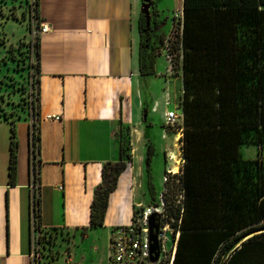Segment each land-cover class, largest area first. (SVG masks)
Listing matches in <instances>:
<instances>
[{"label": "crops", "instance_id": "obj_1", "mask_svg": "<svg viewBox=\"0 0 264 264\" xmlns=\"http://www.w3.org/2000/svg\"><path fill=\"white\" fill-rule=\"evenodd\" d=\"M144 3L39 0V15L51 29L39 41L41 224L45 231L58 233L56 264H109L113 229L129 225L135 208L150 205L156 198L154 185L152 190L148 187L145 162L150 145L144 128L152 117L159 116L164 122L165 113L173 111L169 109L173 104L169 85H174L181 109L183 80L181 73H170L172 66L163 47L157 75L151 77L163 79L167 88L160 100L145 102L142 84L147 77L139 71V20ZM153 8L157 10L155 2ZM156 12L159 24L154 32L167 40L172 30L162 31L163 22ZM178 16L183 19V4L172 29ZM48 115L62 119L46 120ZM15 130L14 183L9 179L11 128L0 135V264H31L30 124L18 121ZM137 143L146 145L137 147ZM109 163L122 164L125 169L110 195L104 225L95 228L92 203ZM166 163V170L174 165Z\"/></svg>", "mask_w": 264, "mask_h": 264}, {"label": "trees", "instance_id": "obj_2", "mask_svg": "<svg viewBox=\"0 0 264 264\" xmlns=\"http://www.w3.org/2000/svg\"><path fill=\"white\" fill-rule=\"evenodd\" d=\"M33 6L38 16L39 0H28L26 8L31 65L28 113L20 119H0L11 124V183L17 175L15 123L40 118L39 43L35 72L31 64ZM154 14L150 21L145 14L139 20V71L143 77L157 75L166 42L154 32L159 24ZM181 25L169 49L173 69L180 70L183 80L180 108L185 162L182 174L176 177L186 192L174 264H264V159L260 152L256 159H244L241 153L247 143L264 145V0H184ZM121 147L125 152L124 140ZM153 154L149 146V190L153 189ZM124 169L122 164L104 166L103 183L92 203L93 227L104 225L110 195ZM36 204L41 219L40 193ZM44 232L45 248L51 251L58 233Z\"/></svg>", "mask_w": 264, "mask_h": 264}, {"label": "rangeland", "instance_id": "obj_3", "mask_svg": "<svg viewBox=\"0 0 264 264\" xmlns=\"http://www.w3.org/2000/svg\"><path fill=\"white\" fill-rule=\"evenodd\" d=\"M150 9V17H154V13H159V20L163 22L162 31L168 34L171 33L166 40L164 47L167 49L168 59L170 46L173 45V41L181 31L182 20L175 19V27L172 29V23L174 16L181 9L182 0H154L157 5V10H154V4ZM28 0H0V119H20L27 116L28 107V83L30 81V60L27 52V41L30 38L28 32L26 8ZM158 40V37H157ZM169 40V42H168ZM171 42V43H170ZM163 59H161L162 61ZM160 61V60H159ZM171 63V72L173 75L180 74L179 69H173V63ZM165 70H163L164 72ZM177 78V76H175ZM170 86V85H169ZM173 97L172 106L169 109L175 111L178 116H182V110L177 105V96L174 97V85H171ZM164 80L156 77H147L142 84V93L145 102H152L151 99L160 100L166 89ZM179 97V93H178ZM180 105V102H179ZM154 123L150 125V123ZM7 124V125H6ZM11 124L6 122L0 123V135H3L6 130L10 132ZM181 128L182 131L176 130ZM147 132L146 141L147 144L153 147L154 154L150 162V172L152 175V183L155 187L156 198L159 196L163 189V176L166 170L167 162L174 163L171 159V154L175 155L177 159L183 156L182 146L180 150V144H182V138L184 136L183 126L179 122L175 127L167 126L164 122H161L159 116L152 117V120H148V124L145 126ZM171 133L170 135L167 133ZM137 138V137H136ZM135 138V139H136ZM137 147H142L145 144L137 143ZM257 146L255 144L247 143L242 146L241 153L244 159H256L259 152L264 159V145ZM148 149V148H147ZM144 152L146 153V150ZM170 149L165 157V150ZM166 158V160H165ZM147 159V158H146ZM147 164V160L145 162ZM175 165V163H174ZM174 165H171V169H174ZM178 173H181L180 166ZM147 180L149 175L147 174ZM148 193V201L152 200L151 192Z\"/></svg>", "mask_w": 264, "mask_h": 264}, {"label": "built area", "instance_id": "obj_4", "mask_svg": "<svg viewBox=\"0 0 264 264\" xmlns=\"http://www.w3.org/2000/svg\"><path fill=\"white\" fill-rule=\"evenodd\" d=\"M35 0H32L34 2ZM33 41L31 64L34 65L33 72L38 64L37 44L41 36L48 34L50 26L44 22L40 15L37 16L35 6L32 10ZM170 62L171 57H169ZM35 74V73H34ZM37 76L32 80H36ZM46 120L60 121V115H48ZM182 116L175 112H166L164 123L167 126L175 127L179 122L182 124ZM30 142H31V264H56L55 244L51 251L45 248L41 219L39 217L36 198L40 193V184L37 175L40 166L38 149V131L40 118L35 116L30 119ZM176 130L182 131L181 128ZM182 144H180L181 150ZM182 152V150H181ZM180 168L184 165V158L180 156ZM182 173H175L174 169L167 168L163 178L164 189L150 205H139L135 208L132 222L127 226H120L113 229L110 238L109 264H174L181 231L183 217L186 211V192L182 182L176 176ZM155 216L157 230L158 260L152 261L150 241V219ZM68 261V260H67Z\"/></svg>", "mask_w": 264, "mask_h": 264}, {"label": "water", "instance_id": "obj_5", "mask_svg": "<svg viewBox=\"0 0 264 264\" xmlns=\"http://www.w3.org/2000/svg\"><path fill=\"white\" fill-rule=\"evenodd\" d=\"M152 5L149 2V0H145V3L142 6V14H145L147 16L148 21H150L151 17H150V9H151ZM157 230H158V226L155 223V216H152L150 219V241L152 243L151 245V252L152 255H154L152 257V261L156 262L158 260V254L155 253L158 249V245H157Z\"/></svg>", "mask_w": 264, "mask_h": 264}, {"label": "bare ground", "instance_id": "obj_6", "mask_svg": "<svg viewBox=\"0 0 264 264\" xmlns=\"http://www.w3.org/2000/svg\"><path fill=\"white\" fill-rule=\"evenodd\" d=\"M171 159L173 160V162L175 163V166H176V168H175V170L176 171H178L179 170V167H178V165H180L181 163H180V160L179 159H177V157L175 156V155H172L171 156Z\"/></svg>", "mask_w": 264, "mask_h": 264}, {"label": "flooded vegetation", "instance_id": "obj_7", "mask_svg": "<svg viewBox=\"0 0 264 264\" xmlns=\"http://www.w3.org/2000/svg\"><path fill=\"white\" fill-rule=\"evenodd\" d=\"M152 4H154V2L152 1Z\"/></svg>", "mask_w": 264, "mask_h": 264}]
</instances>
